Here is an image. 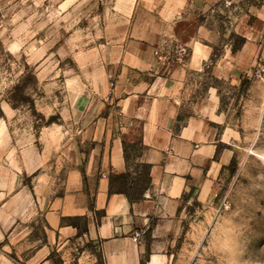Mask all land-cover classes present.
Returning <instances> with one entry per match:
<instances>
[{
	"label": "crops",
	"instance_id": "0c3cea01",
	"mask_svg": "<svg viewBox=\"0 0 264 264\" xmlns=\"http://www.w3.org/2000/svg\"><path fill=\"white\" fill-rule=\"evenodd\" d=\"M212 3L113 0L111 40L75 59L60 122L13 134L18 108L0 96V264H56L53 253L63 264H179L187 209L212 203L236 156L221 93L202 80L251 73L260 53L243 35L213 60ZM125 141L142 143L130 162ZM142 164L141 199L110 190L126 172L141 187Z\"/></svg>",
	"mask_w": 264,
	"mask_h": 264
},
{
	"label": "rangeland",
	"instance_id": "374dc122",
	"mask_svg": "<svg viewBox=\"0 0 264 264\" xmlns=\"http://www.w3.org/2000/svg\"><path fill=\"white\" fill-rule=\"evenodd\" d=\"M112 5L0 0V96L18 108L10 121L13 134L25 136L50 118L60 122L62 88L76 75L75 59L111 40L106 29L116 23ZM204 18L216 31L215 57L227 45L241 46L243 35L260 53L251 73L202 80L221 93L223 126L236 132V156L212 203L187 209L179 264H264V0H213ZM51 256L63 264L56 253Z\"/></svg>",
	"mask_w": 264,
	"mask_h": 264
},
{
	"label": "trees",
	"instance_id": "16d2710c",
	"mask_svg": "<svg viewBox=\"0 0 264 264\" xmlns=\"http://www.w3.org/2000/svg\"><path fill=\"white\" fill-rule=\"evenodd\" d=\"M238 47H233V49L235 50ZM215 56H213V60H214ZM52 119L50 118L47 122V124L52 123ZM124 151H125V158L127 162H130L131 159L137 157L140 155L141 151H142V143L140 141L135 142V143H127L126 141L124 142ZM234 161V160H233ZM142 169H143V176L142 179L140 180V182L142 183L141 187L137 186V185H132L129 184V180H128V172L126 173H121V174H116L114 176L110 177V190L111 191H117V192H122L125 195H127L129 197V199L131 201H136L142 198L143 196V189L145 185L147 184V182L149 181L148 179V174H149V165L148 164H142L141 165ZM140 182H138L140 184ZM78 228H79V232L81 230L84 231L86 230V226L85 228H82L81 224L78 223H74ZM145 258L144 257L142 259V264H145Z\"/></svg>",
	"mask_w": 264,
	"mask_h": 264
},
{
	"label": "built area",
	"instance_id": "2783aa9c",
	"mask_svg": "<svg viewBox=\"0 0 264 264\" xmlns=\"http://www.w3.org/2000/svg\"><path fill=\"white\" fill-rule=\"evenodd\" d=\"M256 75H257V76L259 75V71H257ZM110 84H111V86L114 85L113 82H111ZM140 236H141V233H140L139 231H135V232L133 233V239H134L135 241H138L139 238H140Z\"/></svg>",
	"mask_w": 264,
	"mask_h": 264
}]
</instances>
